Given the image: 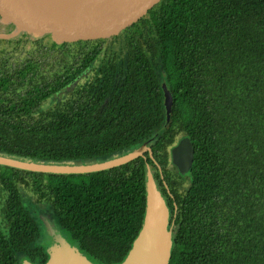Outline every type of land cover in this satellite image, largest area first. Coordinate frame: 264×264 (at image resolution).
<instances>
[{
    "label": "trees",
    "instance_id": "trees-1",
    "mask_svg": "<svg viewBox=\"0 0 264 264\" xmlns=\"http://www.w3.org/2000/svg\"><path fill=\"white\" fill-rule=\"evenodd\" d=\"M24 37L35 55L0 71L1 155L86 164L157 134L151 155L94 172L0 164V264L48 258L18 183L50 202L64 238L90 261L122 262L142 227L147 165L167 196L168 264H264V0H163L106 42L120 54L98 69L102 45L53 50ZM163 80L173 97L166 124ZM183 136L194 147L186 173L170 158Z\"/></svg>",
    "mask_w": 264,
    "mask_h": 264
},
{
    "label": "water",
    "instance_id": "water-1",
    "mask_svg": "<svg viewBox=\"0 0 264 264\" xmlns=\"http://www.w3.org/2000/svg\"><path fill=\"white\" fill-rule=\"evenodd\" d=\"M163 0H95L72 12L55 10L43 0H0V23L13 33H23L49 49L81 48L102 45L121 37L144 22ZM162 75L165 73L162 71ZM165 106V124L171 116L172 93L166 81L161 83ZM157 134V133H156ZM122 156L82 165H52L35 163L0 154V164L16 168L52 173H88L125 164L138 156L151 155L149 143ZM194 147L188 136L181 137L170 149V158L179 172L189 171ZM168 211L153 174L147 165L146 207L142 227L122 262L116 264H168L172 247V231L168 229ZM52 238L44 264H95L64 237L54 233L43 218ZM23 264H32L23 260Z\"/></svg>",
    "mask_w": 264,
    "mask_h": 264
},
{
    "label": "rangeland",
    "instance_id": "rangeland-1",
    "mask_svg": "<svg viewBox=\"0 0 264 264\" xmlns=\"http://www.w3.org/2000/svg\"><path fill=\"white\" fill-rule=\"evenodd\" d=\"M25 34L23 33H13L9 29H6L5 26H3L0 23V71H11L17 66H21L24 61L31 57L32 55H35V49L33 50V47L31 48L29 46V43L25 41ZM109 43V42H107ZM102 44L100 49V54L98 58L93 62V69H98L99 65L102 62V58L105 55H109L116 51L119 48V43H110V44ZM118 54H120V49L118 51ZM89 78V76H86L81 79V81H85ZM67 90H64L57 95V97H50L48 98L42 105L43 108H47L49 106H52L58 99L65 98L67 95ZM97 161L88 162L86 164L96 163ZM52 165H82L80 163H60V164H52ZM169 168L172 169V171L176 172L175 168L172 166V164H169ZM152 174H154V171H152ZM19 190L22 195L23 204L26 207V209L35 216L36 220L40 224V231L41 236L39 238V242L46 248L52 244V238L49 235V233L46 231L43 218H45L49 224L52 226L54 233H56L58 236L65 237L64 231L58 226L56 221V216L52 211V207L49 201H42L37 202L35 198V194L31 191L30 187L25 186L22 183H18Z\"/></svg>",
    "mask_w": 264,
    "mask_h": 264
},
{
    "label": "bare ground",
    "instance_id": "bare-ground-1",
    "mask_svg": "<svg viewBox=\"0 0 264 264\" xmlns=\"http://www.w3.org/2000/svg\"><path fill=\"white\" fill-rule=\"evenodd\" d=\"M44 3L55 10L72 12L79 10L95 0H43Z\"/></svg>",
    "mask_w": 264,
    "mask_h": 264
},
{
    "label": "flooded vegetation",
    "instance_id": "flooded-vegetation-1",
    "mask_svg": "<svg viewBox=\"0 0 264 264\" xmlns=\"http://www.w3.org/2000/svg\"><path fill=\"white\" fill-rule=\"evenodd\" d=\"M7 29V28H6ZM155 180V183H156V186L157 188L159 189V191L163 194V191L161 190V185L159 183V180L157 178L154 179ZM164 198L167 200V196L165 194H163Z\"/></svg>",
    "mask_w": 264,
    "mask_h": 264
}]
</instances>
